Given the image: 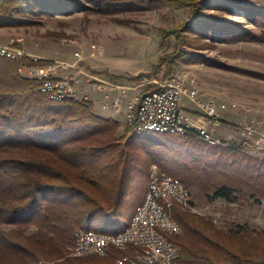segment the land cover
<instances>
[{"label": "trees", "instance_id": "16d2710c", "mask_svg": "<svg viewBox=\"0 0 264 264\" xmlns=\"http://www.w3.org/2000/svg\"><path fill=\"white\" fill-rule=\"evenodd\" d=\"M89 9L114 15L132 10L188 9V19L161 31V43L174 38L155 72L169 76L179 60L204 61L194 49L198 36L216 31L230 39L253 37L247 27L219 12L239 13L264 23V0H87ZM74 0H0V27L38 25L66 11ZM234 8L236 10H234ZM195 33V37L188 33ZM260 39L264 41V31ZM203 46V45H202ZM200 47V46H199ZM198 47V48H199ZM33 59L0 56V264H116L122 255H69L77 229L117 233L127 194L129 154L120 121L98 114L92 101L55 100L36 90L39 81L20 68ZM113 81H130L107 73ZM153 90V89H150ZM175 134V133H174ZM144 136L152 163L189 188L237 202L264 198L261 160L240 150L210 145L196 134ZM150 171V168H149ZM182 227L171 235L181 260L190 264H264V231L241 226L225 231L201 215L174 208ZM12 225L13 227H6Z\"/></svg>", "mask_w": 264, "mask_h": 264}, {"label": "rangeland", "instance_id": "374dc122", "mask_svg": "<svg viewBox=\"0 0 264 264\" xmlns=\"http://www.w3.org/2000/svg\"><path fill=\"white\" fill-rule=\"evenodd\" d=\"M74 1L77 3L69 4L66 11L43 17L38 25L0 27V45L20 47L41 58L64 62L66 67L61 68V75L92 86L100 80L113 81L107 76L110 73L136 78L120 82L140 94L155 89L170 76L181 75L187 82L197 83L206 96L213 94L220 100L234 102L235 107L223 114L225 118L227 114L242 121L264 111V41L260 39L264 23L248 20L243 16L244 10L239 13L211 11L249 28L253 37L224 38L218 31L208 36L200 35L196 42L201 45L194 52L201 54L204 61L179 60L173 72L164 76L163 70L155 72L154 65L163 54L173 51L174 38L169 37L161 43V30L187 20L188 9L166 6L106 15L89 9L87 0ZM188 34L195 37L193 32ZM117 111L112 113L122 119ZM128 126L125 120L122 121L118 134L123 135ZM168 134L178 137L174 133L134 130L125 137L130 159L127 194L119 223H129L136 206L143 201L149 183L153 160L146 152L147 143L143 137L162 138ZM238 150L259 158L260 168L264 170V152ZM190 189V204L180 210L208 218L225 231L234 230L236 226L252 233L264 231V198L230 202L213 198L193 187Z\"/></svg>", "mask_w": 264, "mask_h": 264}, {"label": "built area", "instance_id": "2783aa9c", "mask_svg": "<svg viewBox=\"0 0 264 264\" xmlns=\"http://www.w3.org/2000/svg\"><path fill=\"white\" fill-rule=\"evenodd\" d=\"M0 56L45 60L20 68L30 79L39 81L36 90L55 100L93 101L80 90L77 79L61 75L64 62L44 59L12 45H0ZM104 84L100 80L93 87L103 90ZM109 86L110 91L119 90L115 96L107 93L106 97L111 96L109 105L120 108L128 86ZM107 106L108 103L104 107ZM231 107H235L234 102L220 100L213 94L206 96L197 83L173 75L153 90L134 94L127 104L126 122L134 131L196 134L209 144L256 154L264 152V111L242 121H227L223 114ZM191 199V189L186 184L152 163L144 199L136 206L127 227L117 233L77 229L69 255H106L115 247L123 252L116 264H190L181 260L180 249L170 236L182 230L172 210L188 207Z\"/></svg>", "mask_w": 264, "mask_h": 264}, {"label": "crops", "instance_id": "0c3cea01", "mask_svg": "<svg viewBox=\"0 0 264 264\" xmlns=\"http://www.w3.org/2000/svg\"><path fill=\"white\" fill-rule=\"evenodd\" d=\"M104 82H106V84H104V89L103 90H98L96 88H94L91 84H86V82H80L79 83V88L82 92L88 93V95L91 97V99L93 100L92 102L94 103V109L95 111L100 114L103 115L107 118H111V119H117L120 121V126H121V122L122 121H126V113H127V104L128 101L132 98V96L135 94V92H132L128 89V95L127 97L123 98V101L121 103L120 108H114L112 105H109V101L111 100V96H115L119 94V90L117 88H115L114 90L110 91L109 88V83L114 84L115 86H127L124 82H118V81H110L108 80H102ZM110 93L111 96L106 97L107 93ZM108 103L107 107H104L105 104ZM117 109H120L119 111H117ZM117 111L118 114L122 115V119L119 118L118 116H116L115 114H113L112 112ZM229 116V117H228ZM227 121H236V117L234 116L233 118H230V115L226 114V118Z\"/></svg>", "mask_w": 264, "mask_h": 264}]
</instances>
